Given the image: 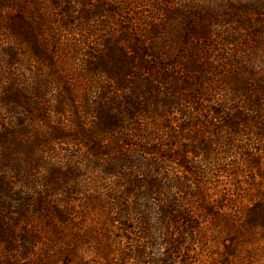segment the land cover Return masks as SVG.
I'll list each match as a JSON object with an SVG mask.
<instances>
[{
	"label": "trees",
	"instance_id": "obj_1",
	"mask_svg": "<svg viewBox=\"0 0 264 264\" xmlns=\"http://www.w3.org/2000/svg\"><path fill=\"white\" fill-rule=\"evenodd\" d=\"M88 1L55 0L72 18L63 32L119 13ZM161 11L140 33H108L99 53L83 42L82 70L0 74V108L18 120L0 129V264H264V57L242 49L249 20L212 37ZM40 30L15 27L39 56ZM4 52L14 66L20 51ZM69 76L87 82L81 103L68 86L51 105ZM62 143L68 160L54 156Z\"/></svg>",
	"mask_w": 264,
	"mask_h": 264
},
{
	"label": "rangeland",
	"instance_id": "obj_2",
	"mask_svg": "<svg viewBox=\"0 0 264 264\" xmlns=\"http://www.w3.org/2000/svg\"><path fill=\"white\" fill-rule=\"evenodd\" d=\"M98 2L100 5H104L106 9L118 6L119 10L117 12L119 13L112 14L113 12L105 10L102 14H105V16L98 15L86 25L80 22L77 17L69 23L68 28L71 31V34H69L63 32L61 28L63 24L69 22L72 18L65 19L59 14L55 0H24V2L0 0L2 8L0 11V74L8 70L9 67H13L15 74L21 75L15 77H21L26 82L32 81L35 83L39 80H47L53 72L59 75L70 73L73 68L82 70L83 48L90 47V50L99 53L102 49V39L108 33H112L116 38L125 34V28L140 33L149 22H156L164 16V12L161 11L163 8L165 10L169 8L177 9L178 20L185 21L192 18L191 20L196 27L205 29L212 37L220 34L226 26L228 27L226 20L232 16L237 21L241 20L245 24L249 20L248 24H243L240 28L244 35V40H242L244 47L242 49L247 52L249 57L252 56L257 59H263L264 57V0H89L87 4H97ZM78 6L75 7L76 16L81 15V11L84 9V6ZM29 23L31 26L40 23L43 25V31H38L37 40H40L48 50L43 51L40 56L32 50L30 41H26L15 33L17 25L26 26ZM92 25H94V28H91ZM150 28L148 26V29ZM53 31H55L56 36L51 37L48 32L51 34ZM83 42H85V47ZM74 45L76 46L73 47ZM254 46L259 48L256 54L252 51ZM8 47L13 48L16 52L20 51L15 55L14 66H11L13 64H6L7 54L4 51ZM70 47L73 49H70ZM178 47H182V44ZM48 56H51L52 60H48ZM0 81L3 84L6 79L3 78ZM86 84L84 78L77 79L69 76L66 83L54 82L51 85L50 92L44 98H50L51 105H55L61 96L59 90L70 86L73 88L75 96L80 100L78 102L80 104L88 89ZM52 99H55L56 102ZM50 114V119L54 120L56 124L68 125L70 123L68 120L70 119L69 114L59 115L53 110L50 111ZM18 118L21 117L18 116ZM16 121L18 120L15 114H10L4 108H0V129L13 127ZM40 123L41 121L39 125L45 126L44 123ZM157 135L159 139L161 137V142L166 144L163 131H158ZM62 144L63 146L55 144L54 147L58 150L54 152V156H59L62 160H68L70 155L66 149L72 144ZM77 149L81 148L77 147ZM109 180L108 178L107 181Z\"/></svg>",
	"mask_w": 264,
	"mask_h": 264
}]
</instances>
